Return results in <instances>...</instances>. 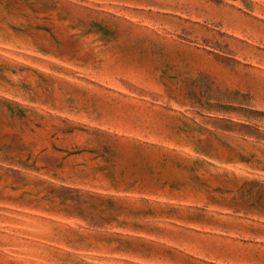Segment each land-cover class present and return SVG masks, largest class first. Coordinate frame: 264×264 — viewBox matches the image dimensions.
Returning <instances> with one entry per match:
<instances>
[{
  "label": "rangeland",
  "instance_id": "rangeland-1",
  "mask_svg": "<svg viewBox=\"0 0 264 264\" xmlns=\"http://www.w3.org/2000/svg\"><path fill=\"white\" fill-rule=\"evenodd\" d=\"M0 264H264V0H0Z\"/></svg>",
  "mask_w": 264,
  "mask_h": 264
}]
</instances>
